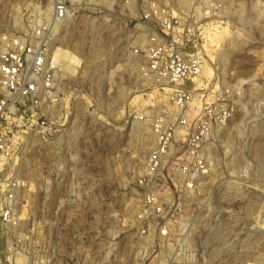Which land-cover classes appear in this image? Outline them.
I'll list each match as a JSON object with an SVG mask.
<instances>
[{"label": "built area", "instance_id": "built-area-1", "mask_svg": "<svg viewBox=\"0 0 264 264\" xmlns=\"http://www.w3.org/2000/svg\"><path fill=\"white\" fill-rule=\"evenodd\" d=\"M133 1L140 2L141 9L134 19L140 28L132 46L142 59L139 74L167 90L163 103L133 115L150 131L136 179L141 190L136 231L142 239H156L150 251L156 264H174L170 258L210 257L212 251L190 244L188 224L168 215L174 211L172 193L193 191L207 174V149L234 113L228 88L208 97L200 81L203 59L187 46V35L203 39L206 28L201 21L219 16L224 0H189L186 10L175 0ZM50 5L47 19L22 36L4 39L0 50V264H96L94 259L109 258L115 245L113 239L107 241V252L98 257L94 153L82 164L71 150L83 141L77 135L92 128L86 117L94 111V78L87 62L93 38L85 42L79 36L83 44L68 45L78 57L71 74L61 69L57 57L68 25L74 26L79 15L93 22L94 10L83 14L81 4L74 8L69 0H50ZM86 43L88 52L81 47ZM82 104L85 116L80 118ZM38 143L50 157L43 165L41 184L33 185L16 167L28 145ZM37 199L41 216L34 211Z\"/></svg>", "mask_w": 264, "mask_h": 264}, {"label": "rangeland", "instance_id": "rangeland-1", "mask_svg": "<svg viewBox=\"0 0 264 264\" xmlns=\"http://www.w3.org/2000/svg\"><path fill=\"white\" fill-rule=\"evenodd\" d=\"M48 1L0 0V38L9 41L43 22V17H37V7L42 11ZM88 1L80 0L81 13L94 10V21L79 15L74 26L68 25L62 42L78 48L79 36L85 42L90 37L94 41L87 58L94 78V111L86 117L92 128L78 134L83 141L71 148L82 164L87 154L94 153V245L98 257L107 252V241L115 242L109 258L94 262L156 264L150 251L157 241L140 238L135 221L141 201L136 179L143 160L134 157V145L141 134L147 147L150 131L137 121L131 128L129 116L163 103L167 90L138 71L142 59L132 46L140 28L134 20L140 2L95 0L92 6ZM190 5L187 0L184 7L176 6L186 10ZM222 5L219 16L201 21L206 28L203 39L187 35V46L203 59L200 81L208 97L228 88L234 113L207 149V174L193 191L172 193L174 211L168 215L188 224L195 249L214 254L167 259L174 264H193V260L194 264L202 260L209 264H264V0H224ZM81 47L88 52L90 46ZM192 106L199 110L197 99ZM77 116H85L84 104ZM87 132L90 142L85 141ZM49 157L44 145H28L16 170L33 185H40ZM36 202L34 211L41 216V200Z\"/></svg>", "mask_w": 264, "mask_h": 264}, {"label": "bare ground", "instance_id": "bare-ground-1", "mask_svg": "<svg viewBox=\"0 0 264 264\" xmlns=\"http://www.w3.org/2000/svg\"><path fill=\"white\" fill-rule=\"evenodd\" d=\"M70 1H71L72 5L74 6V8H76L77 5L80 4L79 3L80 0H70ZM94 1L95 0H89L88 3H87V5L94 6L95 5L94 4ZM186 2H187V0H175V3H176L177 6H183V5L186 4ZM44 7H43V10L42 11L39 9V7H37V17H39V18L40 17H43V19H47L48 16H49V14H50V10H51L50 2L48 1L47 5H45ZM4 39L3 38H0V48H2L3 45H4V43H5ZM78 41H79V39H78ZM134 42L135 41H133V43ZM81 44H83V42H81ZM57 57H58V59L60 61V67H61V69L65 73L71 74L73 72V69L75 68V65L77 63V58L78 57L73 52H71L70 50H68V45H66V42H65V45H63V48H60L58 50ZM91 60H94V57L93 56H92ZM135 125H136V120H134V118H133V120L131 122V128H134ZM145 142H146V137H144L143 135L139 134L137 136L136 143L134 145V147H135V149H134V155L135 156L134 157L137 160H141V161L143 160L142 159L143 158L142 153L147 149V147L145 146Z\"/></svg>", "mask_w": 264, "mask_h": 264}]
</instances>
